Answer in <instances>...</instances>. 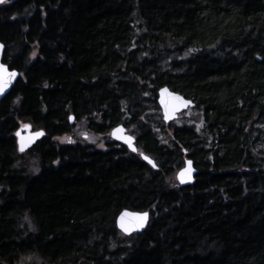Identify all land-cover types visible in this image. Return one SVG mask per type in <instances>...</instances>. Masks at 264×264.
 Listing matches in <instances>:
<instances>
[{
    "label": "trees",
    "instance_id": "obj_1",
    "mask_svg": "<svg viewBox=\"0 0 264 264\" xmlns=\"http://www.w3.org/2000/svg\"><path fill=\"white\" fill-rule=\"evenodd\" d=\"M0 44L19 73L0 101V262L264 264V0H8ZM164 86L212 142L163 122ZM70 115L105 137L123 125L158 169L113 141L59 143ZM26 124L44 136L19 153ZM184 157L197 172L179 187ZM124 210L146 230L121 237Z\"/></svg>",
    "mask_w": 264,
    "mask_h": 264
},
{
    "label": "water",
    "instance_id": "obj_2",
    "mask_svg": "<svg viewBox=\"0 0 264 264\" xmlns=\"http://www.w3.org/2000/svg\"><path fill=\"white\" fill-rule=\"evenodd\" d=\"M2 55H3V45L0 44V65H4L9 71H15L17 73V76L15 78H13V80L11 81V83L8 85V87L5 89V91L3 93H0V101L11 91L12 87L14 86L16 80L18 79L19 77V73L17 70H10L8 68V66L6 64H4L2 62ZM163 89H166L167 92L164 93L162 95V92L161 90ZM169 94H171V96H179L181 97L183 100H186L188 101L189 103L187 105H181L176 111L174 112H171V118L170 119H165L164 118V112H165V104H168L170 106V110H171V105L174 103V101H172L171 97L169 96ZM163 101V103H162ZM157 105L160 109V112H161V117H162V120L165 124H168L170 122H173L174 120H176L178 118V115L185 112L188 108H194L195 104L188 100V99H185L182 95L170 90L168 87L164 86V87H161L158 91H157ZM71 117H73L72 120H69V117H68V121H69V124H73L74 123V115H70ZM28 125L29 127L27 129H25L23 126H21L20 128H18V130L15 132V139H16V147H17V150L19 153H24L26 152L27 150L31 149L38 140H40L43 136H44V132L42 130H37V131H32L31 129V126L29 124H26ZM117 128L119 129H122L121 132H115L114 130H116ZM17 132H20L21 136L22 137H30L31 139L29 140V142L27 143V146L25 147V150L23 152H21L19 150V140H20V137H18L16 135ZM36 132H42L43 135L41 136H34L33 134L36 133ZM109 136H110V139L113 141V142H116V143H119L123 146H125L127 148L128 151L132 152V153H136L137 152V148L135 146V138L127 133V130L126 128L123 126V125H117L115 126L110 132H109ZM127 137H131L132 138V146L136 149V151H133L132 148H130L128 146V144L125 142V138ZM144 154H141L140 155V158L147 164L149 165L150 167H152L153 169H157L156 166L153 167L152 164H149L147 160L144 159ZM148 157V156H147ZM154 164L155 162L150 158L148 157ZM190 161V160H187L185 161L184 163V166L176 173V181L178 183V186L179 187H184V186H189V185H192L195 181V175H196V172L197 170L193 167V162L191 161V173H190V180L186 179L184 183H181L180 180L177 178L178 174L180 173V171L182 169H185L187 167H189V165L187 164V162ZM124 211H128V212H136V213H139L137 211H130V210H124ZM122 211V212H124ZM121 212V213H122ZM120 213V214H121ZM120 214L118 215V217L116 218V228L117 230L123 235V236H131L133 234H139V233H142L146 230V227L148 225V221H149V214H148V217H147V220L145 221V224H144V227L142 228H139V229H133L130 233L126 234L125 232H123L121 230V228L119 227L118 225V218L120 216Z\"/></svg>",
    "mask_w": 264,
    "mask_h": 264
},
{
    "label": "rangeland",
    "instance_id": "obj_3",
    "mask_svg": "<svg viewBox=\"0 0 264 264\" xmlns=\"http://www.w3.org/2000/svg\"><path fill=\"white\" fill-rule=\"evenodd\" d=\"M176 57L177 56H174V59H176ZM150 114H152V113L150 112ZM158 119L161 120V117H159ZM181 123H185L188 125H194V129L199 134L200 137H202V138L207 137V136L203 135L202 115L199 113V111H196V109L188 110L187 112L182 114L178 118V120H176V124L180 125ZM74 126L76 127V130H75V133L77 135L76 139H74V141H70L69 137L66 135V136H64L58 140L59 143L74 144L75 142H79V143L82 142L86 145L95 146L97 149L102 150V149H104L105 145L111 141L109 136L105 137L103 135H96L94 133L88 132L85 128V124L82 123L81 121L78 123H75ZM255 127L259 128V130H261L262 134H261L260 142L258 144L260 145V148L264 152V121L255 123ZM128 133L130 134V132H128ZM84 136H86V137H84ZM26 161L28 162L29 171H31L28 173V175H38V173L40 171V166L37 165V160H35L34 156L33 155L32 156L26 155L25 156V162ZM175 181H176V178H175ZM176 183H177V181H176ZM21 219L25 222L26 225H28L29 230H31L32 232H35V233H37L39 231L38 226L35 223H33V220L29 215L23 216ZM120 235H121V237H123L122 234H120ZM211 247H212V245H211ZM0 264H7V263L0 262ZM15 264H48V263H45L38 256L27 255V256L22 257Z\"/></svg>",
    "mask_w": 264,
    "mask_h": 264
},
{
    "label": "snow or ice",
    "instance_id": "obj_4",
    "mask_svg": "<svg viewBox=\"0 0 264 264\" xmlns=\"http://www.w3.org/2000/svg\"><path fill=\"white\" fill-rule=\"evenodd\" d=\"M8 0H0V4L6 3ZM191 51V50H190ZM17 76V73L15 71H9L4 65H0V93H3L5 89L8 87V85L11 83L13 78ZM162 95L167 92L166 89L161 90ZM172 101L174 103L170 106L168 104H165V112H164V118L170 119L171 118V112L176 111L181 105H187L189 102L186 100H183L179 96H171ZM163 103V101H162ZM73 117L69 116V120H72ZM25 129H27L29 126L24 125ZM115 132H121L122 129L117 128L114 130ZM16 135L20 137L19 140V150L23 152L25 150V147L27 146V143L31 139L30 137H22L20 132H17ZM34 136H41L43 135L42 132H36L33 134ZM125 142L128 144L130 148H132L133 151H136V149L132 146V138L127 137L125 138ZM144 159L148 161L149 164H152L153 167H155V164L147 157L144 156ZM187 164L189 167L182 169L180 173L178 174L177 178L180 180L181 183H184L186 179L190 180V173L192 171L190 165L191 161H188ZM148 213L147 212H128L124 211L120 214L118 218V225L121 228L123 232L126 234L130 233L133 229H139L144 227L145 221L147 220Z\"/></svg>",
    "mask_w": 264,
    "mask_h": 264
},
{
    "label": "flooded vegetation",
    "instance_id": "obj_5",
    "mask_svg": "<svg viewBox=\"0 0 264 264\" xmlns=\"http://www.w3.org/2000/svg\"><path fill=\"white\" fill-rule=\"evenodd\" d=\"M192 109H194V108H188L185 112H187L188 110H192ZM185 112H183V113H181V114H179L178 115V118L182 115V114H184ZM177 118V119H178ZM85 124V123H84ZM85 128H86V130L88 131V132H90L88 129H87V127H86V125H85ZM75 130H76V127L74 126V124H73V127H72V132L71 133H69L67 136L69 137V140L70 141H74V139H76V133H75ZM92 133V132H91ZM132 135V134H131ZM204 135V134H203ZM133 137H134V135H132ZM196 136H197V138H198V140H197V143H200V144H202V145H204V146H206V144H208V143H210V142H212L213 140H212V138H210V135H207V138H202V137H200L199 136V134L196 132ZM84 137H86V136H84ZM135 138V140H136V137H134ZM76 143V142H75ZM80 143H82V142H80ZM136 143V142H135ZM132 153V152H131ZM136 156H138L139 158H140V155L141 154H143L142 153V151L138 148V146H137V152L136 153H134ZM153 160V159H152ZM187 160H190V161H192L191 159H189V158H187V157H184L183 158V165H182V167L184 166V163H185V161H187ZM154 161V160H153ZM155 162V166H156V168L158 169V164H157V162H156V160L154 161ZM193 162V161H192ZM149 166V165H148ZM150 167V166H149ZM193 167L195 168V166H194V163H193ZM151 169H153L152 167H150ZM157 169H153V170H157Z\"/></svg>",
    "mask_w": 264,
    "mask_h": 264
}]
</instances>
